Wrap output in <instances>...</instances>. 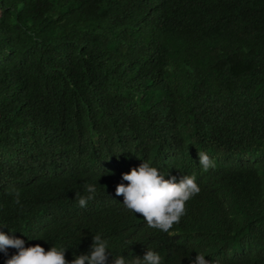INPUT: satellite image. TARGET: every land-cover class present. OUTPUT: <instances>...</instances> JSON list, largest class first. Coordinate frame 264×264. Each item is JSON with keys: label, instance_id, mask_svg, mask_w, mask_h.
Wrapping results in <instances>:
<instances>
[{"label": "trees", "instance_id": "16d2710c", "mask_svg": "<svg viewBox=\"0 0 264 264\" xmlns=\"http://www.w3.org/2000/svg\"><path fill=\"white\" fill-rule=\"evenodd\" d=\"M143 162L195 176L171 234L115 195ZM0 231L69 264L97 234L108 264H264V0H0Z\"/></svg>", "mask_w": 264, "mask_h": 264}, {"label": "clouds", "instance_id": "9594fccd", "mask_svg": "<svg viewBox=\"0 0 264 264\" xmlns=\"http://www.w3.org/2000/svg\"><path fill=\"white\" fill-rule=\"evenodd\" d=\"M199 165L207 172L215 167V162L205 152H198ZM122 181L115 189L116 196L123 197V206L130 212L143 217L149 228L170 233L174 224H178L186 213L185 205L188 200L200 191L195 182V176L184 175L179 182L172 176L165 179L157 168L143 162L138 168L122 174ZM89 193L87 197L76 194L80 207H85L87 202L95 196L94 185H84ZM9 194H14L16 203H19L20 193L17 189H10ZM8 249H15L16 254L5 260V264H69L65 258L67 249L51 247L45 251L40 245L25 247L21 239L9 237L0 231V252L8 256ZM108 241L99 234L93 236V243L89 254H81L73 258L70 264H108ZM112 264H162V257L152 250H147L143 257H133L130 261L123 256L114 257ZM191 264H209L203 254L197 253Z\"/></svg>", "mask_w": 264, "mask_h": 264}]
</instances>
